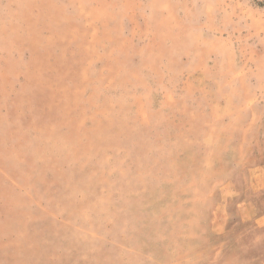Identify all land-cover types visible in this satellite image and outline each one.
I'll use <instances>...</instances> for the list:
<instances>
[{
  "label": "rangeland",
  "instance_id": "1",
  "mask_svg": "<svg viewBox=\"0 0 264 264\" xmlns=\"http://www.w3.org/2000/svg\"><path fill=\"white\" fill-rule=\"evenodd\" d=\"M261 177L264 0H0V264H264Z\"/></svg>",
  "mask_w": 264,
  "mask_h": 264
},
{
  "label": "crops",
  "instance_id": "2",
  "mask_svg": "<svg viewBox=\"0 0 264 264\" xmlns=\"http://www.w3.org/2000/svg\"><path fill=\"white\" fill-rule=\"evenodd\" d=\"M57 54V53H56ZM58 55V54H57ZM62 56H63V54H62ZM59 58V57H58ZM57 58H55V56H53V57H51L49 60H48V65H59L61 62H63L64 64L63 65H65V61H64V59L62 58V61H60V60H58L59 61V63H58V61L56 60ZM65 59H66V57H65ZM261 179L263 180L264 179V177L262 178L261 177ZM264 220V218H258L257 219V221H260L261 223H262V221ZM260 222L258 223V224H260ZM260 226L262 227V228H264V224H260Z\"/></svg>",
  "mask_w": 264,
  "mask_h": 264
}]
</instances>
